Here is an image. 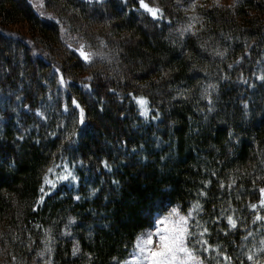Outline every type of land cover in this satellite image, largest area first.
<instances>
[{
  "label": "trees",
  "instance_id": "trees-1",
  "mask_svg": "<svg viewBox=\"0 0 264 264\" xmlns=\"http://www.w3.org/2000/svg\"><path fill=\"white\" fill-rule=\"evenodd\" d=\"M40 7L0 0V264H124L172 207L264 264V0Z\"/></svg>",
  "mask_w": 264,
  "mask_h": 264
},
{
  "label": "snow or ice",
  "instance_id": "snow-or-ice-1",
  "mask_svg": "<svg viewBox=\"0 0 264 264\" xmlns=\"http://www.w3.org/2000/svg\"><path fill=\"white\" fill-rule=\"evenodd\" d=\"M149 11L152 12V15H156L154 10L149 9ZM84 58L88 59L87 55ZM139 104L144 107L147 102L141 99ZM187 223V219L182 217L173 228H166L163 232L158 231L156 233L158 237L157 249L152 247L153 240L151 235L146 240L139 241L136 245L138 253L136 264H143L145 261L148 264H189L190 261L195 260V256L186 243L190 235ZM230 223L235 227L234 221L230 220ZM180 254H183V259Z\"/></svg>",
  "mask_w": 264,
  "mask_h": 264
},
{
  "label": "rangeland",
  "instance_id": "rangeland-1",
  "mask_svg": "<svg viewBox=\"0 0 264 264\" xmlns=\"http://www.w3.org/2000/svg\"><path fill=\"white\" fill-rule=\"evenodd\" d=\"M32 1L36 5L38 11H40L41 9L40 5H41L42 0H32ZM15 29H19L23 31L21 26H16ZM182 217L186 218L188 222L189 220L188 215L180 212V210H178L175 207L169 208L167 211L163 213H159L156 217L155 224L152 227L147 228L143 231V233L140 235L138 239V242L141 240H146L151 235L152 240H153L152 247L154 249H157L158 237L156 236V233L158 231L163 232V230L166 228L167 229L173 228ZM187 227H188V223H187ZM137 255L138 253L136 250V252L124 264H136ZM180 255H181V258L183 259V254H180ZM143 264H148V262L145 261L143 262ZM189 264H203V263L199 258H196L195 260L190 261Z\"/></svg>",
  "mask_w": 264,
  "mask_h": 264
}]
</instances>
